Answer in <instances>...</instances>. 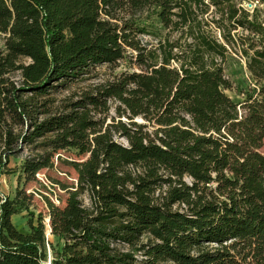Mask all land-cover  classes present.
Instances as JSON below:
<instances>
[{"label":"trees","instance_id":"1","mask_svg":"<svg viewBox=\"0 0 264 264\" xmlns=\"http://www.w3.org/2000/svg\"><path fill=\"white\" fill-rule=\"evenodd\" d=\"M0 35V176L24 148L25 181L76 172L37 216L0 193V264H264V0H0Z\"/></svg>","mask_w":264,"mask_h":264},{"label":"rangeland","instance_id":"2","mask_svg":"<svg viewBox=\"0 0 264 264\" xmlns=\"http://www.w3.org/2000/svg\"><path fill=\"white\" fill-rule=\"evenodd\" d=\"M150 24V30L152 33L150 35H144L143 38L145 41H148L150 43H156L157 36H162L165 32V30L162 29L161 25L158 23L156 19H151L149 21ZM213 30L216 31L214 27H212ZM218 34V31H216ZM4 45V37L0 35V48H2ZM137 67L134 65H129L126 61H122L121 65L116 69V72H120L122 70L127 69H136ZM224 70L225 75L227 78L233 83V89L232 90H226V93L234 100L236 101H242L244 99L243 92H246L248 88L254 87V80L250 78L249 72L247 70V64L246 60L242 55H239L235 52H231L227 56V60L224 63ZM96 77L92 80H103L105 78L111 77L113 72L107 67V65H100L97 67L96 71ZM92 82V81H88ZM83 83L82 85H85ZM239 108V107H238ZM242 109H238L237 112L234 113L239 115ZM115 114V113H113ZM115 116V115H113ZM123 120H127L126 117H122ZM136 120L138 122H145V120ZM107 123H111V120H108ZM104 129V128H103ZM116 140L125 143L124 139H121L118 136H115ZM260 152L264 154V143L262 148L260 149ZM29 152L27 148H24V151L18 156V157H12L10 159L9 167L10 168H17V172L12 173H4L0 176V193L2 196L15 198L18 191H23L24 196L27 199L30 209L29 211L35 212V216L38 215L39 212L45 213L47 211L46 204L41 196V194H44L48 196L51 200H56V195H61L62 199L59 203L60 206H64L66 203V200L68 198V195L64 192L59 190V188L53 187L51 183L46 178V173L51 175L52 177L59 178L62 180H67L70 183H75L76 180V172L70 168L68 165H58L57 155H61L62 158L68 159V160H82L83 156L79 155L75 150H66V151H57L55 152V160H56V166L58 165V168H54L49 171H41L39 175H37V178L42 182L44 186H46V189H44L41 184L37 182H28L25 181V179L20 177L19 169L21 167L23 159L28 156ZM64 171L68 172L66 174ZM84 201L87 204L88 200L87 197L84 196ZM56 202V201H55ZM29 212L28 211H22L18 214H15L12 216V221L14 225L23 232L29 231L28 226V220H29ZM47 237L52 241L56 242V238L52 236L51 234Z\"/></svg>","mask_w":264,"mask_h":264},{"label":"built area","instance_id":"3","mask_svg":"<svg viewBox=\"0 0 264 264\" xmlns=\"http://www.w3.org/2000/svg\"><path fill=\"white\" fill-rule=\"evenodd\" d=\"M240 114H241V112H240ZM54 201H56V203H59V201L57 200V198H56V200H54Z\"/></svg>","mask_w":264,"mask_h":264},{"label":"bare ground","instance_id":"4","mask_svg":"<svg viewBox=\"0 0 264 264\" xmlns=\"http://www.w3.org/2000/svg\"><path fill=\"white\" fill-rule=\"evenodd\" d=\"M140 119H141V118H139L138 120H140ZM141 120H142V119H141ZM141 120H140V121H141ZM47 233H48V235H49V232H47Z\"/></svg>","mask_w":264,"mask_h":264},{"label":"water","instance_id":"5","mask_svg":"<svg viewBox=\"0 0 264 264\" xmlns=\"http://www.w3.org/2000/svg\"><path fill=\"white\" fill-rule=\"evenodd\" d=\"M49 233H50V231H49ZM47 264H51L50 262H48Z\"/></svg>","mask_w":264,"mask_h":264}]
</instances>
